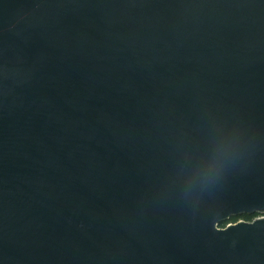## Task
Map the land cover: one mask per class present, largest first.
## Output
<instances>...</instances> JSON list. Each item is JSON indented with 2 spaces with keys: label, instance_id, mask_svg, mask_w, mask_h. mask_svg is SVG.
Wrapping results in <instances>:
<instances>
[{
  "label": "water",
  "instance_id": "obj_1",
  "mask_svg": "<svg viewBox=\"0 0 264 264\" xmlns=\"http://www.w3.org/2000/svg\"><path fill=\"white\" fill-rule=\"evenodd\" d=\"M264 0H0V264H264Z\"/></svg>",
  "mask_w": 264,
  "mask_h": 264
},
{
  "label": "built area",
  "instance_id": "obj_2",
  "mask_svg": "<svg viewBox=\"0 0 264 264\" xmlns=\"http://www.w3.org/2000/svg\"><path fill=\"white\" fill-rule=\"evenodd\" d=\"M261 216H264L263 214H254V216L251 218V219H246V221H252V220H254V219H256V218H258V217H261ZM240 220H244L243 218H240L239 220H237V221H240ZM237 221H228L227 223H225V225L227 226V225H229V224H231V223H236ZM224 225V226H225ZM223 226V227H224Z\"/></svg>",
  "mask_w": 264,
  "mask_h": 264
},
{
  "label": "flooded vegetation",
  "instance_id": "obj_3",
  "mask_svg": "<svg viewBox=\"0 0 264 264\" xmlns=\"http://www.w3.org/2000/svg\"><path fill=\"white\" fill-rule=\"evenodd\" d=\"M247 215V214H246ZM239 218H236V217H233L230 221H237L239 220L240 218H243L244 220H246V217H244V215H241V216H237Z\"/></svg>",
  "mask_w": 264,
  "mask_h": 264
},
{
  "label": "trees",
  "instance_id": "obj_4",
  "mask_svg": "<svg viewBox=\"0 0 264 264\" xmlns=\"http://www.w3.org/2000/svg\"><path fill=\"white\" fill-rule=\"evenodd\" d=\"M253 216H254V214L253 215H244V217H246V219H251ZM236 218H239V217H236Z\"/></svg>",
  "mask_w": 264,
  "mask_h": 264
},
{
  "label": "rangeland",
  "instance_id": "obj_5",
  "mask_svg": "<svg viewBox=\"0 0 264 264\" xmlns=\"http://www.w3.org/2000/svg\"><path fill=\"white\" fill-rule=\"evenodd\" d=\"M225 225V224H224ZM224 225H222V226H224ZM226 226V225H225Z\"/></svg>",
  "mask_w": 264,
  "mask_h": 264
}]
</instances>
